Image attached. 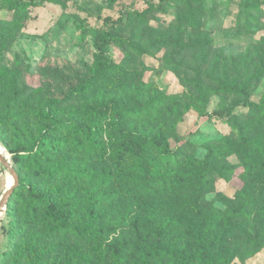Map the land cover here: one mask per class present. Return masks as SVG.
<instances>
[{"label":"trees","instance_id":"1","mask_svg":"<svg viewBox=\"0 0 264 264\" xmlns=\"http://www.w3.org/2000/svg\"><path fill=\"white\" fill-rule=\"evenodd\" d=\"M0 1L10 8L41 2ZM203 4L204 0H160L157 6L143 11H127L125 20L106 25L99 33L97 49L101 52L102 46L115 44L126 52L143 54L146 49L140 41L131 35L125 37L121 31L129 28L131 32L147 25L150 19L159 18L157 14L168 13L167 9L173 11L168 14L172 18L157 36L174 38L169 32L175 23V39L179 40L187 29L201 27ZM255 9L262 12L259 6ZM210 44L204 39L186 44L185 48L201 51ZM133 79V71L116 64L109 55L98 53L88 80L70 88L63 99L68 100L73 93L92 92L96 87L103 93L119 86L128 89L126 83ZM14 82L12 77L11 88ZM3 85L0 72V103L6 110L0 115V143L11 155L18 175V184L5 207L11 240L4 253L8 264H56V257L68 256L72 242L79 245L100 235L93 226L94 219L100 217L105 204L116 199L115 194L106 192L112 183L111 168H103L107 164L119 175H127L122 188L131 197H158L167 189L166 203L160 209L167 214L166 220L157 214L149 215L143 226L145 238L133 242L114 239L109 243L119 264H235V259L243 263L264 248V92L258 102H252L241 83L219 81L216 92L245 96L243 101H233V106H246L253 118L234 126L230 137L212 142L204 158L190 163L192 169L183 176L195 188L193 191L190 187L194 195L185 190L178 195L172 191L171 175L166 172L175 158L167 137L160 132L172 116L182 118L174 95L152 89L151 83H140L134 86L133 95L124 92L123 98L112 96L108 103L101 98L102 106L98 109L84 105L82 120L62 122L54 113L45 114L47 126L59 131V138H41L40 129L36 137L19 135L9 144L7 132H14L23 114L14 110L20 92L7 98ZM154 126L158 132H153ZM2 154L6 156L5 152ZM228 154L239 158L245 184L226 197L224 208H214L203 196L204 189L232 173L233 169L216 161ZM122 168L126 171L121 172Z\"/></svg>","mask_w":264,"mask_h":264},{"label":"rangeland","instance_id":"2","mask_svg":"<svg viewBox=\"0 0 264 264\" xmlns=\"http://www.w3.org/2000/svg\"><path fill=\"white\" fill-rule=\"evenodd\" d=\"M40 1L21 8H10L0 1V72L4 76V96L11 98L15 91L20 92L14 110L23 114L14 132H7V142L12 143L19 135L20 138L30 134L36 137L40 129L41 138L42 135L59 138V131H52L47 126L45 114L54 113L62 122L82 120L84 105L98 109L102 106L101 98L103 103H108L112 96L123 98L124 92L133 95L135 85L151 83L152 89L174 95L183 112L180 119L176 116L168 119L167 126L160 132L167 137L175 158V162L166 167V172L171 175L172 191L183 195L185 190L186 194L194 195L195 188L191 183L187 184L183 176L185 171L192 169L190 163L204 158L212 142L230 137L235 131L234 126L253 118L246 106H233V101H243L245 96L216 92L219 81L227 79L241 83L252 102H258L264 92V0H204L201 27L187 29L179 40L175 39L178 36L175 23L169 32L174 38L157 36L163 33V26L172 18V15L168 16L173 12L170 9L131 32L129 28L123 29L121 33L125 37L131 35L135 41H140L146 49L143 54L126 52L115 44L104 45L99 52L95 41L109 24L117 25L118 21L125 20L127 11H143L151 5L157 6L160 0ZM257 6L262 12L255 9ZM204 39L211 43L206 50L185 48L186 44ZM98 53L109 55L113 62L133 71L136 79L126 83L128 89L119 86L103 93L96 87L92 92L73 93L64 100L70 88L88 80ZM12 77H15L14 88L9 85ZM4 113L6 110L0 103V115ZM168 128L171 130L167 131ZM158 131L154 126L153 132ZM0 151L6 153L10 165L16 168L1 143ZM219 157L216 158L218 164L233 171L224 177L225 180H217L205 187L203 196L214 208H224L226 197L245 184L239 158L235 154ZM103 168H111L112 183L106 192L115 194L116 199L105 204L100 217L94 219L93 226L98 228L100 235L83 244L72 242L68 256L56 257V264H119L113 247H109L112 240L133 242L145 238L143 226L149 215L157 214L159 218L167 219V214L160 210L166 203L167 189L158 197L150 194L148 198H134L124 194L122 188V180L127 175H119L110 164ZM125 171L126 168H122L121 172ZM11 183V174L0 161V196ZM167 185L165 182V187ZM133 218L137 220L133 221ZM7 229V216L2 208L0 264L9 263L4 254L11 245ZM259 264H264V259Z\"/></svg>","mask_w":264,"mask_h":264},{"label":"water","instance_id":"3","mask_svg":"<svg viewBox=\"0 0 264 264\" xmlns=\"http://www.w3.org/2000/svg\"><path fill=\"white\" fill-rule=\"evenodd\" d=\"M0 161H1L2 165L8 169V171L10 172L11 177H12L11 185L8 188H6L3 192V194L0 196V208L3 207V209H4L8 197L10 196V194L13 192L14 188L18 184V175H17L15 169L10 165L8 159L2 154L1 151H0Z\"/></svg>","mask_w":264,"mask_h":264},{"label":"crops","instance_id":"4","mask_svg":"<svg viewBox=\"0 0 264 264\" xmlns=\"http://www.w3.org/2000/svg\"><path fill=\"white\" fill-rule=\"evenodd\" d=\"M264 259V248L259 250L254 256L246 259L243 263L239 262L238 260H235V264H247L251 262H256L257 264L261 263V261Z\"/></svg>","mask_w":264,"mask_h":264},{"label":"bare ground","instance_id":"5","mask_svg":"<svg viewBox=\"0 0 264 264\" xmlns=\"http://www.w3.org/2000/svg\"><path fill=\"white\" fill-rule=\"evenodd\" d=\"M2 208H3V207H2ZM2 208H0V210H1Z\"/></svg>","mask_w":264,"mask_h":264}]
</instances>
